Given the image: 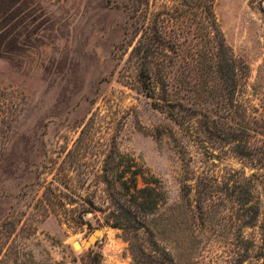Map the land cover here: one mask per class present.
<instances>
[{"label":"rangeland","instance_id":"374dc122","mask_svg":"<svg viewBox=\"0 0 264 264\" xmlns=\"http://www.w3.org/2000/svg\"><path fill=\"white\" fill-rule=\"evenodd\" d=\"M128 2L0 0V214L21 219L0 264H260L264 168L154 107L128 61ZM215 12L259 105L264 0ZM135 171L147 224L131 215Z\"/></svg>","mask_w":264,"mask_h":264},{"label":"trees","instance_id":"16d2710c","mask_svg":"<svg viewBox=\"0 0 264 264\" xmlns=\"http://www.w3.org/2000/svg\"><path fill=\"white\" fill-rule=\"evenodd\" d=\"M215 2L130 0L128 61L136 70L134 80L153 98L155 108L184 127L202 124L206 132L230 144L237 156L264 168V156L256 157L264 155V98L255 105L245 96L241 80L246 64L227 42ZM133 175L135 193L126 187L135 197L130 198L136 209L131 215L146 223L154 201L138 187V173ZM113 199L118 209L130 213L115 194ZM20 221L17 214H0V233L13 234ZM154 259L160 261L159 254ZM100 263L101 255L95 253L87 264Z\"/></svg>","mask_w":264,"mask_h":264},{"label":"water","instance_id":"95a60500","mask_svg":"<svg viewBox=\"0 0 264 264\" xmlns=\"http://www.w3.org/2000/svg\"><path fill=\"white\" fill-rule=\"evenodd\" d=\"M101 230L100 229H98V230H96V233L94 234V235H91L90 236V238H89V240H88V242L85 244V248L86 249H89L93 244H95L96 243V241H97V237L101 234ZM73 246H74V248L75 249H80V248H82V245L80 244V242L79 241H75V242H73Z\"/></svg>","mask_w":264,"mask_h":264}]
</instances>
